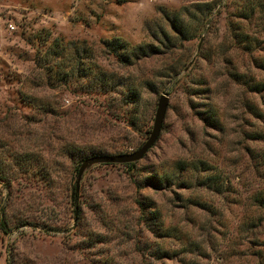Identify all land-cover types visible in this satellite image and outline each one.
Wrapping results in <instances>:
<instances>
[{
  "label": "rangeland",
  "instance_id": "rangeland-1",
  "mask_svg": "<svg viewBox=\"0 0 264 264\" xmlns=\"http://www.w3.org/2000/svg\"><path fill=\"white\" fill-rule=\"evenodd\" d=\"M0 170V264H264V0H0Z\"/></svg>",
  "mask_w": 264,
  "mask_h": 264
},
{
  "label": "water",
  "instance_id": "water-1",
  "mask_svg": "<svg viewBox=\"0 0 264 264\" xmlns=\"http://www.w3.org/2000/svg\"><path fill=\"white\" fill-rule=\"evenodd\" d=\"M167 107H168V93L163 92L158 97L153 124L151 130L149 131L148 137L136 150L130 153H117V154L102 153V154H95L85 157L81 161L78 167L77 176H76V190L83 173L94 164H100V163L125 164V163H134L139 159H141L147 153V151L154 145L156 140L159 138Z\"/></svg>",
  "mask_w": 264,
  "mask_h": 264
},
{
  "label": "trees",
  "instance_id": "trees-1",
  "mask_svg": "<svg viewBox=\"0 0 264 264\" xmlns=\"http://www.w3.org/2000/svg\"><path fill=\"white\" fill-rule=\"evenodd\" d=\"M53 41H56V39H54ZM54 44V43H53ZM110 45V44H109ZM119 44H113L112 45V52H115L119 57V60L120 61H122V62H124V63H128L130 60H131V57L134 55V53H135V50H132V51H129V49L127 48V47H123V45H121V46H119ZM52 47H61V50H64V48L62 47V46H60V43H58L57 41L55 42V44L52 46ZM53 49V48H52ZM118 50H121L122 52H117ZM80 69V68H79ZM79 69H78V71H79ZM84 72H82V74H79V76L81 75V76H85V77H87L88 75H90V74H88V71H89V66L88 67H82L81 68ZM73 70H71V72H72ZM71 72H68V78L70 77H73V75L71 76V75H69V73H71ZM58 73L56 72L55 73V75H57ZM59 79H61V78H59ZM106 164V163H105ZM128 167H130V168H133L134 166H135V164L134 163H127L126 164ZM78 166H79V164L76 166V172H77V170H78ZM3 176V172L0 170V177H2ZM257 202H259V203H263L264 204V194L262 193V194H260L259 196H257Z\"/></svg>",
  "mask_w": 264,
  "mask_h": 264
}]
</instances>
